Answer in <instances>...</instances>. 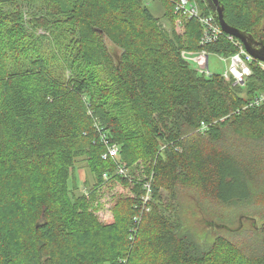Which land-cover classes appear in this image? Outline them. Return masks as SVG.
Returning <instances> with one entry per match:
<instances>
[{
	"label": "trees",
	"instance_id": "16d2710c",
	"mask_svg": "<svg viewBox=\"0 0 264 264\" xmlns=\"http://www.w3.org/2000/svg\"><path fill=\"white\" fill-rule=\"evenodd\" d=\"M159 1L163 18L148 0H0V264H264V221L204 234L181 212L192 201L208 231L232 223L229 208L258 216L264 102H249L264 71L244 85L200 73L191 55L235 45H202L196 18L178 29L180 0ZM219 3L259 48L264 0ZM105 139L118 158L102 157ZM116 183L129 192L101 221L97 198Z\"/></svg>",
	"mask_w": 264,
	"mask_h": 264
},
{
	"label": "built area",
	"instance_id": "2783aa9c",
	"mask_svg": "<svg viewBox=\"0 0 264 264\" xmlns=\"http://www.w3.org/2000/svg\"><path fill=\"white\" fill-rule=\"evenodd\" d=\"M176 12L180 13L176 24L180 32H183L185 27V22L181 19L185 17L186 19L196 18L202 26V35L200 37V43L202 45L214 44L221 36H225L230 40L236 47V51L230 55L217 54L219 58L227 62V68L222 73L223 77L227 80H233L235 84L244 85L249 76L252 75L253 70L256 67L264 71V60L259 59L252 55L246 48L245 44L238 37L226 33L223 31L218 19L213 14H202L199 5L194 0H180L175 4ZM183 15V16H182ZM216 54V53H215ZM209 55L205 49L202 50L197 57V66L200 73L206 75H211L210 70V60ZM264 102V90L257 94L253 100H250V105H259ZM105 144L107 146V151L103 154V158L107 159L108 157L118 158L119 157V148L117 145H112L110 142L105 139ZM121 173H124L122 167L119 168ZM106 177V175H105ZM148 193L144 197V202L150 200V190H151V181L146 182L145 184Z\"/></svg>",
	"mask_w": 264,
	"mask_h": 264
},
{
	"label": "rangeland",
	"instance_id": "374dc122",
	"mask_svg": "<svg viewBox=\"0 0 264 264\" xmlns=\"http://www.w3.org/2000/svg\"><path fill=\"white\" fill-rule=\"evenodd\" d=\"M148 3L150 4V8L151 10L157 15V16H160L162 17L164 11H165V7L164 5L162 4L161 1L159 0H148ZM163 18V17H162ZM165 19V18H164ZM167 21V19H165ZM163 20V21H165ZM224 31V30H223ZM225 32V31H224ZM195 58H196V55H191L190 56V59H191V62H192V65H194L195 67L197 66L196 62H195ZM209 60H210V70L212 73H220L222 74L225 69L227 68V62L221 60L219 58V56L217 54H210L209 55ZM263 91V90H262ZM262 91H260L259 93H261ZM258 93V94H259ZM257 95V94H256ZM255 95V96H256ZM255 96L253 97V99L255 98ZM252 99V100H253ZM79 167V173H80V177L84 180L86 177H90V173H89V169L87 168L85 162H82L78 165ZM82 184V182H81ZM83 185V184H82ZM88 186H85L83 185L80 189V191L82 192H88ZM120 192H129L128 188H124L122 187L121 185H119V183H116V185L112 188H102L101 189V192H100V195L98 196L97 198V201L99 203L98 205V209L96 211V213L98 214L99 218L101 221H104L106 220L107 218H109L112 214L111 212V207H112V202H113V198L116 194L120 193ZM186 204H184V202L181 204V208L183 209L181 212H183V215H184V218L188 219L189 222H191V227L193 228H197V231L199 232H202V233H207V232H213L216 233V234H219V233H222V232H225L226 231H230V230H235V228L238 227V224L243 222L244 225L247 224V225H251L253 223V221H256L258 222L259 224H261L263 221H264V204L260 203L258 204L259 202H253V203H256L253 205V207L250 209V211L252 212L254 209H257L259 211V214L258 216L256 215H253L251 213H248L246 217H244L242 214H243V211L240 210L241 208H229L230 211L229 212H240V214L238 216H233V213H230L228 212V210H223V211H220V213L223 215V216H228V220L230 222H232L231 224L228 223L227 221L225 222V225L222 226V225H219L217 227H211V231H208V228L210 229V222H208L209 220H214L212 217H210L209 215L207 214H204L203 217L201 215H199V213L197 215L194 216L193 212L191 213L190 210H187L188 208L192 207V201L186 199L185 200ZM215 211V209H214ZM189 212V213H188ZM212 214L214 215H217V212H212ZM255 216L253 217L252 219L251 218H248L249 216ZM198 218H202L201 220H198ZM198 220V221H197ZM215 220H219V219H215ZM207 238L208 239H211L213 238L211 235H207Z\"/></svg>",
	"mask_w": 264,
	"mask_h": 264
},
{
	"label": "water",
	"instance_id": "95a60500",
	"mask_svg": "<svg viewBox=\"0 0 264 264\" xmlns=\"http://www.w3.org/2000/svg\"><path fill=\"white\" fill-rule=\"evenodd\" d=\"M209 5L211 6L212 10L215 11L218 15L219 23L222 27V29L226 33H230L239 39L243 41L245 44L247 50L254 55L255 57L264 60V42H258L259 48L255 47L254 44H252L251 39H249L244 33L239 31L236 28L230 27L224 20L223 17V6L220 5L219 0H207Z\"/></svg>",
	"mask_w": 264,
	"mask_h": 264
}]
</instances>
